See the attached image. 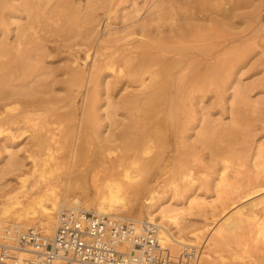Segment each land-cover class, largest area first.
<instances>
[{"label":"rangeland","instance_id":"374dc122","mask_svg":"<svg viewBox=\"0 0 264 264\" xmlns=\"http://www.w3.org/2000/svg\"><path fill=\"white\" fill-rule=\"evenodd\" d=\"M227 1L197 0L192 6L191 0H0V47L9 50L0 63L13 58L10 62L15 64V56L24 54L31 57H21L27 61L22 66H27L25 72L16 68L10 77H4L0 71V233L11 226L21 231L37 228L51 236L52 232L40 226L50 202L41 207L31 202L41 194L52 199L77 197L78 205L66 200L65 206L96 212L97 206L106 202L100 196L104 161L116 159L114 173H124L129 182L125 187L133 186L135 193H131L127 209L117 207L103 213L133 221H150L153 216L159 227L165 225L172 236L186 243H171L168 248L179 253L195 246L200 253L198 264L204 260L211 264H264V238L255 233L250 207L243 210V216L225 217L252 188L250 180L258 172V177L264 173V0H236L241 9L216 12L230 7ZM186 7L193 15H188ZM225 39L231 42H225L217 53L225 61L227 73L221 67L224 72L218 71L217 84L204 89L208 92L200 93L194 104L187 102L182 110L177 106L170 110L165 101L143 107L130 102L148 96L151 79L146 76L144 87L130 77L128 66L115 64V71L106 69L115 51V61L134 51L138 55L141 48L136 46L143 41L201 52L218 47ZM172 119L175 127H171ZM222 131L233 133L227 136ZM50 133H54L55 142L45 144L51 146L49 154L37 153L36 145ZM144 141L148 144L143 146ZM140 143V164L120 165L121 160L133 161L129 154ZM47 155L55 156L51 159L54 165L46 166L45 171L40 166L36 169L33 160ZM183 159L190 176L181 179L179 161ZM164 164L170 172L148 182ZM255 204V214L264 221L260 202ZM163 211L178 212V227L161 218Z\"/></svg>","mask_w":264,"mask_h":264},{"label":"bare ground","instance_id":"6f19581e","mask_svg":"<svg viewBox=\"0 0 264 264\" xmlns=\"http://www.w3.org/2000/svg\"><path fill=\"white\" fill-rule=\"evenodd\" d=\"M2 1V0H1ZM175 1V0H174ZM177 1V0H176ZM179 1V0H178ZM192 2L189 4H192V6L195 5V1L197 0H191ZM199 1V0H198ZM205 1V0H204ZM218 1H222V0H218ZM227 1V0H226ZM203 2V1H202ZM207 2V1H206ZM216 2V1H214ZM228 3H231L230 7L228 8H224V9H217L216 12L221 11L222 13H225V14H228V12H234L235 10H239L238 8L240 6H242V4L240 5V1H236V0H228L227 1ZM3 3V2H2ZM174 3V2H173ZM177 3V2H176ZM175 3V4H176ZM200 3V2H199ZM205 3V2H204ZM208 3V2H207ZM187 4V6L190 7V5ZM201 4V3H200ZM218 4V3H217ZM226 4V3H225ZM2 5L4 4H1V7ZM185 5V4H184ZM198 5V4H197ZM204 5V4H203ZM209 5V4H208ZM212 4H210L209 6H211ZM200 6V5H198ZM219 5H216L215 7H213V9H216L218 8ZM244 6V5H243ZM5 7V5H4ZM184 7V6H183ZM189 7H186L187 10H189V14L191 13V10L189 9ZM202 7V6H201ZM205 7V5H204ZM193 8V7H192ZM242 7H240L241 9ZM196 9V8H195ZM200 9V8H199ZM181 10V9H180ZM202 10V9H201ZM179 12V11H178ZM198 11L195 12V14H198L197 13ZM229 13V15H230ZM192 14V13H191ZM2 15V14H1ZM193 15V14H192ZM185 16V15H184ZM192 17V16H190ZM225 17V16H224ZM228 17V15H227ZM188 18V17H187ZM229 20V19H228ZM206 21V20H205ZM1 22V21H0ZM229 24V23H228ZM217 25V24H216ZM223 25V23H222ZM225 25V24H224ZM230 26V25H229ZM220 27V26H218ZM210 29V28H208ZM206 29V30H208ZM203 30V29H202ZM212 30V28H211ZM205 31V30H204ZM3 33H7V30H3L2 31ZM162 33V32H161ZM209 33V31H208ZM208 33H206L208 35ZM205 34V33H204ZM205 34V36L207 37V35ZM212 34V33H211ZM213 35V34H212ZM203 36V35H202ZM211 35H209L210 37ZM160 38H162L160 36ZM201 38V36H200ZM123 39V38H121ZM149 39V38H148ZM152 39V38H150ZM156 39V38H155ZM159 39V38H158ZM166 39V38H165ZM170 39V38H169ZM169 39L167 41H169ZM118 40V38H117ZM143 40V39H142ZM122 41V40H121ZM138 41V40H137ZM151 41V40H150ZM159 41V40H158ZM110 42V41H109ZM120 42V41H119ZM154 42V41H153ZM210 42V41H209ZM225 42H231L230 39H225L224 42L222 43H219L218 47L214 46V48L212 49H206V50H178L177 48H166V46L168 44H166V46L162 48V46L160 44H158V46H154V45H150L148 44L147 42L145 43L144 41L139 43L136 47L138 48H141V50L138 52V55H134L135 54V51L132 53L133 55H125V57H123L122 59H120L119 61H115L114 59H116V54L115 52L110 56V59L106 62V69L108 68L109 70H114L115 69V64L118 65L119 67H124V66H128L129 68V71L128 74L130 75V77L132 79H134L136 82H139L141 85H144L145 87V81H146V76H148V78L151 79V83L148 84V88L150 89V92H147L148 96L145 98V99H142V98H135L134 100L130 101L138 106H142L143 105H148L150 106L151 104L155 105L154 103L156 101H165L167 103V105L169 104L168 107H170V110H171V106L175 107H180V110L181 107H185L187 102H189L191 105L194 104L193 101H195L196 99L200 98V93H202L204 91V93L208 92L205 90L213 85H216L217 84V81H218V77L217 75H219V70L220 71H223L225 70L226 72V67L222 64L224 63L225 61L220 58L219 59V55H218V50L219 48H222L226 43ZM112 43V40L111 42ZM125 43V42H124ZM123 43V44H124ZM152 43V42H151ZM161 43V42H159ZM168 43V42H167ZM114 44V43H113ZM117 44V43H116ZM126 44V43H125ZM154 44V43H153ZM156 44V43H155ZM1 45V44H0ZM115 45V44H114ZM160 45V46H159ZM227 45V44H226ZM112 46V45H111ZM118 46V44H117ZM170 46V45H169ZM207 46V45H206ZM19 47V45H18ZM126 47V46H125ZM168 47V46H167ZM29 48V47H28ZM117 48V47H115ZM121 48V47H120ZM119 48V49H120ZM129 49V48H128ZM133 49V48H132ZM131 49V50H132ZM205 49V48H204ZM11 50V49H10ZM20 50V49H19ZM127 50V49H126ZM24 51V49L22 50ZM28 51V50H27ZM25 51V52H27ZM121 51V50H120ZM128 51V50H127ZM130 51V50H129ZM133 51V50H132ZM118 52V51H117ZM123 52V51H122ZM126 52V51H125ZM229 52V51H228ZM9 53V50H6V48H2L0 47V58H3L5 57L7 54ZM11 53V52H10ZM20 54H22L23 52H20ZM89 53V51L87 52ZM112 53V51H111ZM137 53V52H136ZM151 53L155 54V56L157 57V59H152V57H150ZM224 52H222L223 54ZM226 53V52H225ZM30 54V53H29ZM119 54V53H118ZM117 54V55H118ZM126 54V53H125ZM28 55V54H26ZM26 55H22L24 56V58L26 57ZM110 55V54H109ZM121 55V54H120ZM226 55V54H225ZM16 57L15 56V60L18 61L17 63L15 64H12L10 61L13 59L12 57H10L11 60L9 61H6L5 62H1L0 63V71H2V75L5 77H8L9 75L11 76L12 74H10L11 72H13L12 69H21L23 70V72H25L24 70L25 67L27 68V66H24V62L26 61V59H22L21 57ZM124 56V55H123ZM223 56V55H221ZM220 56V57H221ZM29 57V56H28ZM26 57V58H28ZM88 57V56H87ZM98 57V56H97ZM108 57V56H107ZM118 57V56H117ZM155 57V58H156ZM21 58V59H20ZM121 58V57H120ZM227 58V57H226ZM28 59H31L28 58ZM94 59V58H93ZM96 59V58H95ZM118 59V58H117ZM229 60V59H228ZM96 61V60H95ZM27 62V61H26ZM104 62V61H103ZM232 62V61H231ZM93 64V63H92ZM103 64V63H102ZM228 64V63H227ZM28 65V64H27ZM29 66V65H28ZM225 68H224V67ZM105 67V66H104ZM224 68V70H222V68ZM229 67V66H228ZM24 68V69H23ZM92 68V67H91ZM96 68H97V65H96ZM75 69V68H74ZM98 69V68H97ZM96 69V70H97ZM103 69V68H102ZM118 69V68H117ZM120 69V68H119ZM92 70V69H91ZM116 70V69H115ZM114 70V71H115ZM107 71V70H106ZM105 71V72H106ZM126 71V70H125ZM228 71V70H227ZM99 72V71H98ZM108 72V71H107ZM111 72V71H109ZM91 73V72H90ZM96 73V72H95ZM104 74V72H102ZM222 73V72H221ZM227 73V72H226ZM15 74H16V71H15ZM127 74V75H128ZM20 75V73H19ZM22 75V74H21ZM94 75V74H92ZM222 75H224L223 73L219 76L221 77ZM9 76V77H10ZM96 76V75H94ZM103 76V75H101ZM100 76V77H101ZM227 76V75H225ZM21 77V76H19ZM85 77V76H84ZM224 77V76H222ZM221 77V78H222ZM1 78V76H0ZM79 78V77H78ZM147 78V79H148ZM88 79V78H87ZM117 79V78H116ZM128 79V77H127ZM5 80V78L3 79ZM133 80V81H134ZM220 80V78H219ZM223 80V79H222ZM5 81H8V80H5ZM84 81V80H83ZM96 82V80H94ZM115 81V80H114ZM118 79L115 81L117 83ZM132 81V80H131ZM2 82V81H1ZM88 82V81H87ZM10 83V82H9ZM115 83V84H116ZM138 83V84H139ZM220 85H222L220 82H218ZM1 84V83H0ZM108 84V83H107ZM2 85V84H1ZM91 85V84H89ZM114 85V84H112ZM116 86V85H115ZM3 87V85L1 86ZM215 87V86H214ZM87 88V87H86ZM115 88V87H114ZM216 88V87H215ZM2 89V88H1ZM205 89V90H204ZM1 92V91H0ZM89 92V90H88ZM144 92V91H143ZM145 93V95H147ZM88 95V94H87ZM90 95V94H89ZM93 95H95L93 93ZM93 95H91L93 97ZM96 99V98H95ZM39 100V99H38ZM89 100V99H88ZM92 100V99H91ZM97 100V99H96ZM87 101V99H86ZM93 101V100H92ZM91 101V103H92ZM41 103V102H39ZM89 103V102H88ZM87 103V104H88ZM95 103V102H94ZM131 103V104H132ZM157 103V102H156ZM161 103V102H159ZM150 104V105H149ZM156 105H159V104H156ZM166 105V108H168ZM89 106V105H88ZM135 106V105H134ZM148 110H150L149 108H152V110L156 109L152 106V107H148ZM162 107V105H160ZM164 103H163V107H164ZM139 107V108H140ZM145 107V106H144ZM159 108L157 107V109H163L162 108ZM188 107V106H187ZM90 108V107H89ZM92 108V107H91ZM135 108V107H133ZM138 108V107H137ZM93 109V108H92ZM186 108H184L185 110ZM178 110V108H177ZM131 111V110H130ZM133 111V109H132ZM142 111V109H141ZM164 111V110H163ZM167 111V109H166ZM175 111V109H174ZM169 111H167L168 113ZM179 112V110H178ZM183 112V111H182ZM181 112V113H182ZM176 113V112H175ZM174 113V114H175ZM185 113V112H184ZM188 113V111H187ZM169 115H172L171 112L168 113ZM177 114V113H176ZM180 114V113H179ZM178 114V115H179ZM183 114V113H182ZM186 114V113H185ZM184 114V115H185ZM142 114H140L139 116H141ZM144 115V114H143ZM147 116V114H145ZM166 115V114H165ZM183 115V116H184ZM16 116V115H15ZM135 116V115H133ZM133 116L131 119H133ZM145 116V117H146ZM167 116V115H166ZM175 116V115H174ZM181 116V115H180ZM186 116V115H185ZM18 117V115H17ZM142 117V116H141ZM149 117V116H147ZM146 117V118H147ZM169 117V116H167ZM179 117V116H178ZM182 117V116H181ZM180 117V118H181ZM13 118V117H12ZM19 118V117H18ZM21 118V117H20ZM165 117H163V120H164ZM171 118V116H170ZM177 118V117H176ZM16 119V117H15ZM135 119V118H134ZM138 119V118H137ZM136 119V121H138ZM150 119H152L150 117ZM149 119V122L151 121ZM175 119V117H174ZM174 119H172L171 121L173 123H170L171 124V127L172 126H176V123L174 122ZM182 120H179L180 122L183 121V118H181ZM1 120V119H0ZM13 120V119H11ZM17 120V119H16ZM22 120V119H21ZM139 120H140V117H139ZM146 120V119H145ZM18 121V120H17ZM134 121V120H132ZM131 121V123H132ZM135 121V122H136ZM147 121V120H146ZM5 122V121H4ZM13 122H16V121H13ZM134 122V123H135ZM142 122V121H140ZM139 122V124H140ZM185 122V121H184ZM18 122H16L15 125H17ZM21 124V122H19ZM131 123L129 121V124H130V127L131 126ZM148 123V122H146ZM151 123V122H150ZM167 124V127L169 126V123L168 121L165 122ZM9 124V122H8ZM11 124V123H10ZM136 124V123H135ZM149 125V124H148ZM183 125V124H182ZM13 126V125H12ZM19 126V125H18ZM128 126V125H125V127ZM143 126V134L146 132L144 131V124L142 125ZM146 126V125H145ZM151 126V125H149ZM184 126V125H183ZM9 127V126H8ZM129 127V126H128ZM128 127H126L128 129ZM153 127V126H152ZM155 127L157 128L156 124H155ZM47 128V127H46ZM142 128V127H141ZM146 128V127H145ZM148 128V127H147ZM182 127H180L181 129ZM149 129V128H148ZM184 129V128H183ZM8 130V128H7ZM45 130V129H44ZM43 130V131H44ZM47 130H49V128H47ZM53 130V129H52ZM126 130V129H125ZM142 130V129H141ZM147 130V129H145ZM176 130V129H175ZM182 130V129H181ZM42 131V130H41ZM177 131V130H176ZM179 131V130H178ZM178 131L176 133H178ZM47 132V131H46ZM45 132V133H46ZM51 132V131H50ZM127 132V131H125ZM141 131L139 132L138 131V134L141 135L140 133H142ZM151 131H149L150 133ZM49 133V132H48ZM153 133V131H152ZM232 131L229 132V131H222V135H226L228 134L227 136L232 135ZM41 134V132L39 133ZM47 134V133H46ZM52 133H50V135H46L45 137L43 136L42 138H44L43 142H40V144H37L36 146L39 147L40 150L37 151V153L39 152L40 154H49L48 151H50L51 149V146L50 145H45L46 143H54L55 142V138L53 136V134L51 135ZM144 134V135H145ZM45 135V134H44ZM126 136V134H124ZM143 135V137H144ZM38 136V135H37ZM120 137H122V135H119ZM151 136V134H150ZM180 136V135H179ZM39 137V136H38ZM37 137V138H38ZM148 137V136H147ZM137 138V137H136ZM139 138V137H138ZM137 138V139H138ZM146 138V137H144ZM152 138V136L150 137ZM225 138H228V137H225ZM148 139V138H147ZM229 139V138H228ZM40 140V139H38ZM139 140V139H138ZM57 141V140H56ZM140 141V140H139ZM146 142H148V140H145ZM145 141L143 143V146L145 144ZM182 141V140H181ZM179 142V141H177ZM213 142V141H212ZM133 144H136L135 142H132ZM183 143V142H182ZM148 144V143H147ZM145 144V145H147ZM34 145V144H33ZM132 145V144H131ZM130 145V146H131ZM129 146V148H130ZM135 146V145H134ZM133 146V150L131 149H128V150H131L133 151L131 154H129V158L133 159V161L131 162H123L122 160L119 162L120 165H127V166H135L136 163L140 164V162H138L140 160V149L142 150V146L141 143L139 144V146ZM132 147V146H131ZM53 148V147H52ZM31 149V148H29ZM48 150V151H47ZM46 151L48 153H46ZM109 152H110V149H109ZM112 152V151H111ZM177 152V151H176ZM263 152V151H262ZM260 151V153H262ZM39 154V155H40ZM115 155V152L112 153ZM176 154V153H175ZM185 154V153H184ZM38 155V157H39ZM180 155V154H178ZM182 156V155H181ZM183 156H186V155H183ZM46 157V156H45ZM40 158L39 160L37 159H34L33 160V163H34V167L37 169V167H41L42 168V171L44 170L45 171V168L46 166H53V164H51V159L55 160V156L53 155H47V158ZM107 157V156H106ZM34 158V157H33ZM113 158V157H112ZM178 158V157H177ZM184 158V157H183ZM107 159V158H106ZM143 159V157H142ZM173 159V158H172ZM181 159V158H179ZM50 160V161H49ZM52 160V161H53ZM146 160V159H144ZM165 160L162 159V161ZM115 161H119V160H116V159H107L105 160V164H107L105 167V172L103 173V182H102V188H100V196L101 198H104L106 200L105 203H102L100 205L97 206V211L94 212V213H98V214H107V213H103L105 210H112V209H115L117 207L119 208H122V209H127V205H128V202L131 201L132 199V194L131 193H135L134 191V187L131 186L129 188H126L128 186L125 187V184H127L128 182V179L125 178V174L124 173H118V174H115L114 173V164H115ZM155 160H153L154 162ZM169 161V160H168ZM179 161V160H178ZM146 162L148 163V159L147 161H145V164ZM150 162V161H149ZM152 162V161H151ZM160 162V161H159ZM187 161H185L184 159L183 160H180L179 161V169L180 171H182L183 173L181 174V179L182 178H186L187 176H190V169L187 168ZM144 163V161H143ZM160 164V163H159ZM144 166V164H142ZM152 165V163L148 164V166ZM163 165V164H162ZM166 165L168 164H164V169L159 173L157 174V176L155 177H150L148 179V182L151 181V179H155L157 178L158 179H161L163 176L167 175V173H169L170 171L166 169ZM146 166V165H145ZM147 167V166H146ZM151 167V166H150ZM178 169V168H177ZM34 170V169H33ZM49 170V169H48ZM36 171V170H35ZM34 171V172H35ZM123 171V170H122ZM259 174V172L257 173V175ZM255 176L253 177L251 180H250V184L252 186V188L250 190H248L246 192V195L243 196L241 199H240V202H238V204L236 205L235 209L232 210V212H229L225 217L228 219L230 217H236V216H243L245 211L243 212V210H245L246 207H250L249 210L250 211H253V225L257 226L255 228H257V232H255L256 234L258 233L259 236H263L264 238V221L263 220H260V218H258V214H255L256 212V208H257V205L255 204V202H260V207H261V216L264 217V188L262 187V185H264V173L263 175H261L260 177L258 176ZM188 180V179H187ZM147 182V183H148ZM68 183V182H67ZM97 183V182H96ZM129 183V182H128ZM73 184V183H72ZM131 184V183H130ZM254 185V186H253ZM255 185L258 186H261L260 189H257L255 188ZM130 186V185H129ZM98 188V187H97ZM259 188V187H258ZM248 193V194H247ZM35 194V193H34ZM66 200H69L73 205H78L79 203V199L77 197H72L71 199L69 198H60V197H54L52 199L51 196H49L48 194H41L40 196H38L37 198L33 199L31 202L33 203H38L37 205L40 206H45L46 205V202H50V206L49 207H46L44 208V211H43V219L42 221H40V226H42V228L46 231V232H49L53 235L54 231H55V228L57 226V222H58V217H59V214L60 212H62L63 210L65 209H75V210H84L86 212H91L90 210H86V209H81L77 206H65V202ZM70 204V203H69ZM194 205V204H193ZM196 205V204H195ZM221 205V204H220ZM41 207V206H40ZM224 207V206H223ZM192 208V207H190ZM199 208V207H198ZM59 209V211H58ZM193 209V208H192ZM215 209V208H214ZM222 209V208H221ZM225 211V210H224ZM58 212L57 214V218H56V224H55V227H54V219H55V214ZM173 212V211H172ZM174 213V212H173ZM181 213V212H180ZM161 214V218L166 220L167 222L171 221L173 224L175 223V225L173 226H177L178 227V219L179 218L177 215H178V212L177 213H169L168 211H163ZM109 215V214H107ZM153 215V214H152ZM149 216V215H148ZM160 217V216H159ZM117 218V217H116ZM218 218V217H216ZM123 219V218H122ZM153 216H149V222H153ZM215 219V218H214ZM226 219V220H227ZM231 219V218H230ZM229 219V220H230ZM128 220V219H126ZM137 220V219H135ZM133 221V220H132ZM148 221V220H146ZM20 222V221H19ZM134 222H142V221H134ZM217 222V221H216ZM21 223V222H20ZM155 223V222H153ZM225 223V222H224ZM227 223V221H226ZM23 224V223H21ZM157 224V223H156ZM180 224V223H179ZM24 225V224H23ZM14 226V225H13ZM21 225H19L18 228H20ZM16 227V226H15ZM23 227V226H22ZM160 227H162L160 230H159V233H158V239H160V241L162 242V245L166 246V247H169V245H171V243L176 244V245H186L185 241L180 239V238H176L174 236H172V234L169 232L168 228L165 226V225H160ZM159 227V228H160ZM252 228V227H251ZM177 229V228H176ZM186 229V228H185ZM4 230H13V231H16V232H23L21 231L20 229H17V228H13V227H5V228H2L1 230V233H0V237H2V232ZM179 230V229H177ZM183 230V229H182ZM187 230V229H186ZM251 231V229H249ZM252 232V231H251ZM254 232V231H253ZM250 232L248 231V234ZM51 235V236H52ZM197 235V234H195ZM195 237H198V236H195ZM262 244V243H261ZM212 246V245H211ZM171 248V247H170ZM124 250H128V246H125L124 247ZM174 250V249H173ZM173 252V251H172ZM176 252V251H175ZM180 252V251H179ZM174 253V252H173ZM201 262V261H200ZM199 264H211L208 263L207 261H202L201 263ZM219 264V263H218Z\"/></svg>","mask_w":264,"mask_h":264},{"label":"built area","instance_id":"2783aa9c","mask_svg":"<svg viewBox=\"0 0 264 264\" xmlns=\"http://www.w3.org/2000/svg\"><path fill=\"white\" fill-rule=\"evenodd\" d=\"M159 230L149 221L65 209L52 236L37 228L4 230L0 264H198L195 246L173 253L160 243Z\"/></svg>","mask_w":264,"mask_h":264}]
</instances>
